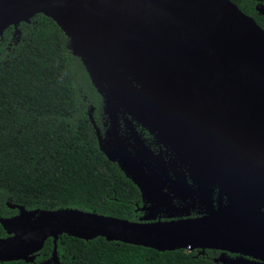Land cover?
Wrapping results in <instances>:
<instances>
[{
    "label": "water",
    "instance_id": "water-1",
    "mask_svg": "<svg viewBox=\"0 0 264 264\" xmlns=\"http://www.w3.org/2000/svg\"><path fill=\"white\" fill-rule=\"evenodd\" d=\"M39 13L68 35L102 96L111 128L97 129L100 149L141 188L145 214L135 221L8 203L18 213L0 217V263L34 261L51 237L45 263H58L66 233L160 251L218 249L241 255L215 259L223 264H264V29L232 0H0V32ZM120 113L154 125L189 160L192 179L220 184L227 204L187 216L190 206L174 201L193 195L186 176L176 174L172 195L147 173L146 151L133 154L118 130Z\"/></svg>",
    "mask_w": 264,
    "mask_h": 264
},
{
    "label": "trees",
    "instance_id": "trees-1",
    "mask_svg": "<svg viewBox=\"0 0 264 264\" xmlns=\"http://www.w3.org/2000/svg\"><path fill=\"white\" fill-rule=\"evenodd\" d=\"M70 39L39 13L0 32V217L29 210L79 208L138 221L141 192L100 149L90 107L101 130L103 98ZM7 236L0 223V237ZM51 264H223L217 249L160 251L104 237L58 241ZM49 238L36 259L0 264H47Z\"/></svg>",
    "mask_w": 264,
    "mask_h": 264
},
{
    "label": "flooded vegetation",
    "instance_id": "flooded-vegetation-1",
    "mask_svg": "<svg viewBox=\"0 0 264 264\" xmlns=\"http://www.w3.org/2000/svg\"><path fill=\"white\" fill-rule=\"evenodd\" d=\"M232 1L246 15L252 17L264 29V0ZM102 111L104 118H106V121L103 123L104 130L102 131L98 126L94 116L93 119L95 122L92 121V123L96 128V133L97 129H99L100 134L105 136L107 130L111 128V120L109 119L108 115L104 113V109ZM151 119L152 122L156 124V122L153 120L154 118L151 117ZM116 124L118 125L120 134L124 137V142L127 145L128 150H130L135 155H137L136 153L142 150L146 151V157L143 160L145 165L143 168L151 175L156 174L161 181L162 186L165 187L164 189L166 191H170L172 192V195H175L176 191L174 189L173 183L176 180V174L181 172L186 176L187 181L192 187L193 195L192 197L189 196L188 198H184L185 196H188L186 194L184 197L177 196L175 197L174 201L178 206H190L188 208L190 215L187 216L194 217L204 215L209 212V209H216L227 204V195L220 184L214 183L203 186L192 179L191 175L189 174V160L185 158H179V155L175 151L167 147L166 144L161 140L159 131L154 129V125L150 126L146 123H143L139 118L128 113H120L118 115ZM115 163L118 164V162ZM118 166L120 167L119 164ZM130 179L133 181L132 178ZM133 183L138 186L134 181ZM138 188L142 196V204L137 208V210L141 212L139 217L141 218L145 214V211H142L140 208L144 206L145 201L141 188L139 186ZM159 217L166 219L167 215L165 212H159L157 219H159ZM231 254L233 255L231 257L235 258L241 256L235 253Z\"/></svg>",
    "mask_w": 264,
    "mask_h": 264
}]
</instances>
